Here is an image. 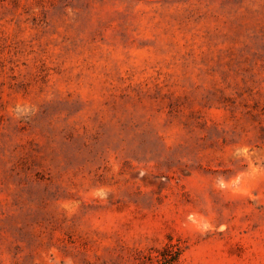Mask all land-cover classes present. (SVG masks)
Returning a JSON list of instances; mask_svg holds the SVG:
<instances>
[{
  "label": "rangeland",
  "instance_id": "rangeland-1",
  "mask_svg": "<svg viewBox=\"0 0 264 264\" xmlns=\"http://www.w3.org/2000/svg\"><path fill=\"white\" fill-rule=\"evenodd\" d=\"M0 264H264V0H0Z\"/></svg>",
  "mask_w": 264,
  "mask_h": 264
}]
</instances>
